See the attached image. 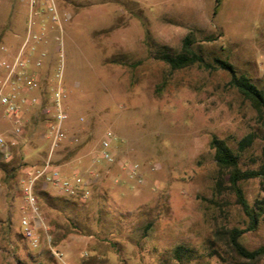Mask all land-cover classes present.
Segmentation results:
<instances>
[{
    "label": "rangeland",
    "instance_id": "obj_1",
    "mask_svg": "<svg viewBox=\"0 0 264 264\" xmlns=\"http://www.w3.org/2000/svg\"><path fill=\"white\" fill-rule=\"evenodd\" d=\"M55 2L53 11L43 1L0 0V46L13 53L28 40V51L36 46L33 61H44L31 66L40 80L35 91L40 104L24 109L16 163L0 155V264H61L46 242L35 248L22 236L20 184L24 170L42 164L49 153L46 131L52 112L37 115L53 110L58 73L69 119L68 137L54 158L67 177L92 180L85 202L66 205V195L52 186L46 188L52 199H40L64 264H178L163 258L179 244L203 254L187 264H251L213 254L208 246L215 237L214 216L217 225L244 226L230 192L218 198L220 205L213 201L216 165L210 140L216 134L236 148L245 135L258 132L243 159L249 165L263 143L261 120L229 84L228 72L198 65L172 71L158 55L164 48L180 50L191 33L207 60L228 58L239 73L263 86L264 0ZM16 123L17 117L6 116L0 107V133L9 138ZM108 130L115 134L114 164L96 160ZM124 160L139 164L141 182L121 166ZM243 185L254 201L258 180ZM120 216V236L113 233L104 241L89 233L99 230V217L110 223ZM242 242L249 249L264 245V221ZM254 264H264V257Z\"/></svg>",
    "mask_w": 264,
    "mask_h": 264
},
{
    "label": "trees",
    "instance_id": "obj_2",
    "mask_svg": "<svg viewBox=\"0 0 264 264\" xmlns=\"http://www.w3.org/2000/svg\"><path fill=\"white\" fill-rule=\"evenodd\" d=\"M158 58L163 60L172 71L198 65L209 70H224L228 72L230 75L229 84L250 102L261 120L262 126L260 130L264 133V85L259 86L246 73H239L228 58L214 56L212 60H207L204 50L195 48V40L191 33L184 37L180 50L173 51L164 48L160 51ZM257 137L258 132H250L238 141L236 148L232 147L226 139L216 134H213L210 140V147L214 151L213 157L216 165V175L214 177L215 198L213 201L220 205L221 200H218V198L224 195L225 192H230L242 212L244 226L217 225V217L214 216L215 237L209 238L208 246L211 247L213 254L224 257L221 253H227L238 262L251 264L257 263L264 257V245L249 249L242 242V236L245 233L257 230L264 221V135L260 153L251 157V164L243 163V159L246 157L249 148L253 147ZM10 161L16 163L15 156ZM250 180H258L260 185V193L254 201L249 200L243 185ZM36 194L39 204L41 198L45 200L48 198L52 199V196L47 189L42 187L41 183L36 187ZM62 201L66 205H71L74 204V201L85 202L86 200L65 196ZM122 220L123 217L120 216L118 219L108 223L99 217L97 221L99 230L92 229L89 233L96 234L97 237L104 241H107L113 233H117L120 236L122 233ZM73 226L78 228L75 224ZM149 227L150 224L146 226L145 235H147ZM53 243L55 244L54 234ZM217 245H220L222 250ZM167 255L169 256H164L165 258H163L164 262L173 258L178 264H187L203 259V254L196 248L184 244L176 245L172 252ZM92 258L99 260L108 259L107 262L109 261V258L103 255H94Z\"/></svg>",
    "mask_w": 264,
    "mask_h": 264
},
{
    "label": "built area",
    "instance_id": "obj_3",
    "mask_svg": "<svg viewBox=\"0 0 264 264\" xmlns=\"http://www.w3.org/2000/svg\"><path fill=\"white\" fill-rule=\"evenodd\" d=\"M42 1L47 4L50 10H57L55 0H31V4L35 5ZM28 44L29 42L26 40L13 53L9 52L5 45L0 46V51L4 54L0 58V69L4 72L0 77V107L3 108L6 116L17 117V123L9 138L0 133V155L6 161L13 158L14 149L20 143L24 125L21 116L24 109L40 104V98L35 94V91L40 88V80L37 74L32 71L31 66L41 67L44 61L42 58L33 61L32 57L36 46H31V50L28 51ZM56 77L58 83L53 91V110L49 108L44 110L46 113L52 112V119L49 121L46 131V137L51 139L49 153L42 164L27 167L20 178L24 198V205L22 206L24 215L21 224L24 238L33 247H40L43 241L46 242L52 256L64 264L65 254L53 244V234L42 213L36 187L41 183L45 189L52 186L66 196L87 200L91 194L92 180L77 175L75 177L64 176L55 161V151L68 137L65 124L69 119L68 113L63 109V100L67 97V92L62 84V73H58ZM114 138L115 134L112 130L106 131L100 143L97 161H105L109 164H114L117 161L112 150ZM74 141L78 143L79 138L76 137ZM120 164L127 170L131 178L142 181L139 176L140 167L138 163L124 160Z\"/></svg>",
    "mask_w": 264,
    "mask_h": 264
},
{
    "label": "crops",
    "instance_id": "obj_4",
    "mask_svg": "<svg viewBox=\"0 0 264 264\" xmlns=\"http://www.w3.org/2000/svg\"><path fill=\"white\" fill-rule=\"evenodd\" d=\"M33 71V70H32ZM39 109H40V107H39ZM24 112L25 111H23V113H22V116H21V118H22V120H23V117H24ZM38 115L37 116H42V115H47L46 113H45V111L44 110H38ZM24 121V120H23ZM60 167V169H61V171H62V174L64 175V176H67V174H65V173H68V172H66L65 170H63L62 168H61V166H59Z\"/></svg>",
    "mask_w": 264,
    "mask_h": 264
}]
</instances>
